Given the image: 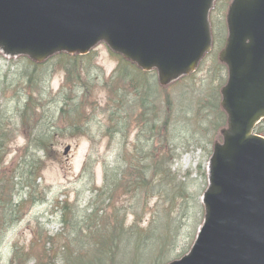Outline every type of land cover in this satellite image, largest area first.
Returning a JSON list of instances; mask_svg holds the SVG:
<instances>
[{"label": "trees", "instance_id": "1", "mask_svg": "<svg viewBox=\"0 0 264 264\" xmlns=\"http://www.w3.org/2000/svg\"><path fill=\"white\" fill-rule=\"evenodd\" d=\"M93 59L57 55L42 65L21 60L0 72V244L8 229L25 216L21 213L24 194L29 207L45 201V194H34L45 161L54 158L58 136H84L93 144L91 126L102 115L99 138H108L117 150L110 165L104 162L103 184L95 188L94 202L83 214L67 205L63 208L61 221L70 229L64 242L53 243L54 236L41 231L38 243L31 241L26 255L15 246L8 264L32 260L33 264H117L128 246L133 250L125 264H138L139 254L152 249H158L154 264H160L165 254L183 252V239L193 237L185 235V222L198 205H191L184 177L173 169L178 159L175 107L150 75L121 61L104 80ZM210 69L221 67L213 60ZM54 72L64 75L55 93L48 85ZM96 88L108 94L104 106L94 99ZM217 97L216 92L215 99L201 106L213 117L214 136L225 123ZM257 131L264 133L263 128ZM18 134L24 136L25 145L14 167L6 169L9 145ZM94 164L90 157L82 167L81 175L88 176L89 183ZM201 177L204 186L203 171ZM151 198L157 199L155 210L142 226ZM194 212L198 216V210ZM129 215L132 220L127 223ZM199 221L200 214L195 225Z\"/></svg>", "mask_w": 264, "mask_h": 264}, {"label": "water", "instance_id": "2", "mask_svg": "<svg viewBox=\"0 0 264 264\" xmlns=\"http://www.w3.org/2000/svg\"><path fill=\"white\" fill-rule=\"evenodd\" d=\"M215 1L0 0V53L42 63L103 42L167 87L211 51ZM226 23L218 55L226 127L207 162L202 225L188 253L168 264H264V139L253 134L264 118V0H232Z\"/></svg>", "mask_w": 264, "mask_h": 264}, {"label": "rangeland", "instance_id": "3", "mask_svg": "<svg viewBox=\"0 0 264 264\" xmlns=\"http://www.w3.org/2000/svg\"><path fill=\"white\" fill-rule=\"evenodd\" d=\"M221 3L219 4L218 13L215 14V16L219 15V18H215L214 20L215 24L219 25V30H221L222 15L225 12V7ZM93 54L97 66L104 72V78L109 77L110 73L117 66V59L104 46H98L93 51ZM215 54H211L191 79L167 91L169 94L168 98L172 97L175 100L176 107H178L176 115H179L176 119L178 122L175 125L177 135L174 136L175 144L178 145L176 147L178 159L173 169L178 172L181 178L184 177L186 189L188 190L187 198L191 202V205L194 204L195 206L196 201H199L201 192L200 194L198 193L203 186L201 172L202 170L205 171L208 160V148L210 149L209 144L213 139V129L211 127L213 117L208 110L201 108V106L212 100L215 86L218 87L223 78V75L218 70L209 69L211 62L215 58ZM20 63V59L8 61L0 56V72L3 74L8 66H17ZM209 70L211 71L209 72ZM208 75L211 81H204L208 78ZM63 76L61 72H54L50 77L49 87L53 93L61 86ZM94 90V99L104 106V101L108 96L107 92L100 88ZM165 99L166 97H162V101ZM99 121L100 124H98ZM102 125H104V118L102 115H98L91 126L93 144L84 136L71 139L63 135L56 138L58 140V145L55 148L56 153L52 160L45 161V167L37 179L38 189L34 194L35 197L45 194V201L44 203H36L29 207L28 198L26 194L23 195L22 199L25 202V209L28 211L23 220L7 233L0 244V264H7L9 259L11 260L12 250L15 245L26 255L31 241L38 243L37 238L41 231L54 236L53 243L59 242L62 244L65 235L70 232V229L61 223L60 208L67 205L68 209L76 208L79 214H83L84 208L94 202L91 201V198L95 195V188L102 185L104 162L110 165L115 160L117 154V150L110 144L108 138H99V127ZM191 133L192 137H190ZM133 136L134 132L129 136V141L132 140ZM24 144V136L18 134V137L9 146V153L6 157L4 168L11 169L14 167ZM67 146L70 147V150L64 155L63 151ZM89 155L91 156V161L93 159L95 163L91 172L90 183L88 182V176L85 179H83V176H80L81 168ZM156 202V198H151L149 201L145 209L142 226L153 215ZM193 209L194 211L198 210V206ZM194 211L191 217L188 218V221L185 222L186 230L184 233L186 236L190 233V237L198 220L197 214ZM131 220V216H128L127 223ZM193 220H195L194 223H192ZM188 243L186 244L188 245ZM132 250L133 246L126 247L122 259L117 264H125L130 260ZM152 250L141 252L138 256V264H154V257L157 256L158 249L155 252H152ZM179 252L176 249L170 259L179 255ZM167 258L168 255L165 254L159 261L163 262ZM31 263L33 264L34 261L32 260ZM103 264H109V262L105 261Z\"/></svg>", "mask_w": 264, "mask_h": 264}, {"label": "flooded vegetation", "instance_id": "4", "mask_svg": "<svg viewBox=\"0 0 264 264\" xmlns=\"http://www.w3.org/2000/svg\"><path fill=\"white\" fill-rule=\"evenodd\" d=\"M215 18H219V15L215 16V13H214L213 19L215 20ZM225 37H226V34H224V31L221 30V33L219 34V38L221 39L222 45L224 43Z\"/></svg>", "mask_w": 264, "mask_h": 264}]
</instances>
